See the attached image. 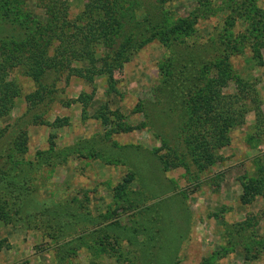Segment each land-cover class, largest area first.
Masks as SVG:
<instances>
[{
	"label": "rangeland",
	"instance_id": "374dc122",
	"mask_svg": "<svg viewBox=\"0 0 264 264\" xmlns=\"http://www.w3.org/2000/svg\"><path fill=\"white\" fill-rule=\"evenodd\" d=\"M61 1L72 20L88 4ZM122 2L128 32L114 49L182 27L179 60L187 68L175 81L203 88L202 63L228 57L248 86L241 122L218 160L199 170L182 139L184 91L164 94L161 67L172 49L158 38L134 50L113 80L79 76L73 69L85 61L44 74L10 67L3 76L19 95L0 116V264H264V198L241 200L244 183L264 180V0ZM43 3L26 0L27 30L0 7V43L33 34L47 17ZM5 56L0 51V67ZM239 88L231 80L223 93ZM38 92L44 99L34 105L27 97ZM117 122L138 129L116 133ZM164 143L189 171H164Z\"/></svg>",
	"mask_w": 264,
	"mask_h": 264
},
{
	"label": "trees",
	"instance_id": "16d2710c",
	"mask_svg": "<svg viewBox=\"0 0 264 264\" xmlns=\"http://www.w3.org/2000/svg\"><path fill=\"white\" fill-rule=\"evenodd\" d=\"M43 2L47 17L45 21L39 23L33 34L26 35V38L20 42L0 43V51L6 55L0 67V116L9 112L13 100L19 95L16 85L7 82L3 76L10 67L23 65L33 72L44 74L47 70L70 67L74 62L85 61L88 64L87 68L73 69L79 76L93 82L96 75L106 74L113 80L114 73L130 60L134 50H139L152 39L158 38L172 49L168 63H164L161 67L164 78L162 87L165 86L166 89L164 94L169 99L175 91H184L182 98L187 119L181 128V133L188 153L199 170L209 168L218 160V151L230 144L228 134L230 128L241 122L245 110L244 101L248 96V86L236 76L228 57L221 56L215 63L213 59L211 64L203 60L200 73L209 76L208 82L203 88L192 90L190 86L186 88L185 84H178L175 81V75H180L182 72L186 74L187 68V64L179 60L183 55L180 48L184 43L180 41V36L181 31L185 30L182 27L163 29L161 32L153 30L149 36L140 39L128 38L120 47L117 49L115 47V50V39L122 36L123 32H128L124 28L125 22L123 24L119 15L126 7L122 0H88L84 14L74 20L70 18L69 8L65 2L61 0H43ZM25 6L26 0H0L2 9L17 13L15 16L22 30L26 26L27 30L33 23L29 22L31 17L28 14L21 22L20 17L22 18V13L24 14ZM102 47H106V51L99 53ZM52 48H54L53 56L49 55ZM171 62L172 65H169ZM177 64L180 70H177ZM231 80H235L240 87L237 95L223 93ZM27 98L32 99V103L36 105L44 99V96L38 92ZM88 101L89 98L82 101L84 109L88 106ZM164 108V114L166 109L173 110L170 107ZM98 119L106 125L110 121L107 114L105 116L103 113ZM116 124V133L138 129L123 126L118 122ZM164 146L167 153L160 156L164 171L180 167L189 171L187 161L179 157L169 145L164 143ZM125 188L126 184L123 183L118 191L121 193ZM122 196V202H125V197ZM257 197L264 198V180L244 183L242 203L251 204Z\"/></svg>",
	"mask_w": 264,
	"mask_h": 264
}]
</instances>
